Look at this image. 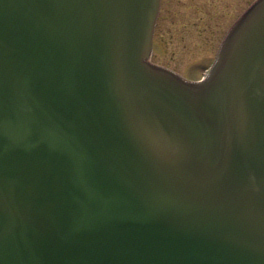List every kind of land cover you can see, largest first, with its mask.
Here are the masks:
<instances>
[{
    "label": "water",
    "instance_id": "water-1",
    "mask_svg": "<svg viewBox=\"0 0 264 264\" xmlns=\"http://www.w3.org/2000/svg\"><path fill=\"white\" fill-rule=\"evenodd\" d=\"M160 7L0 0V264H264V0L197 80Z\"/></svg>",
    "mask_w": 264,
    "mask_h": 264
},
{
    "label": "rangeland",
    "instance_id": "rangeland-1",
    "mask_svg": "<svg viewBox=\"0 0 264 264\" xmlns=\"http://www.w3.org/2000/svg\"><path fill=\"white\" fill-rule=\"evenodd\" d=\"M254 0H162L152 60L201 78L232 23Z\"/></svg>",
    "mask_w": 264,
    "mask_h": 264
},
{
    "label": "flooded vegetation",
    "instance_id": "flooded-vegetation-1",
    "mask_svg": "<svg viewBox=\"0 0 264 264\" xmlns=\"http://www.w3.org/2000/svg\"><path fill=\"white\" fill-rule=\"evenodd\" d=\"M161 7H162V5H161Z\"/></svg>",
    "mask_w": 264,
    "mask_h": 264
}]
</instances>
